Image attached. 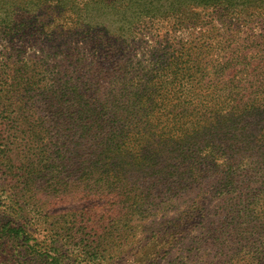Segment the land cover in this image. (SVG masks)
<instances>
[{"label":"trees","instance_id":"1","mask_svg":"<svg viewBox=\"0 0 264 264\" xmlns=\"http://www.w3.org/2000/svg\"><path fill=\"white\" fill-rule=\"evenodd\" d=\"M1 40L33 57L24 78L81 66L59 95L37 89L40 119L71 83L80 93L83 160H126L170 190L215 171L222 194L264 200V0H0Z\"/></svg>","mask_w":264,"mask_h":264},{"label":"rangeland","instance_id":"2","mask_svg":"<svg viewBox=\"0 0 264 264\" xmlns=\"http://www.w3.org/2000/svg\"><path fill=\"white\" fill-rule=\"evenodd\" d=\"M99 19L115 31L122 18ZM21 45L0 41V264H264L263 199L222 194L215 171L170 190L126 160H83L80 93L71 83L40 119L37 89L59 95L56 79L81 66L55 64L53 78L31 63L24 78Z\"/></svg>","mask_w":264,"mask_h":264}]
</instances>
